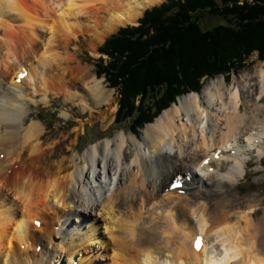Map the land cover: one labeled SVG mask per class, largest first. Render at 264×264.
<instances>
[{"label":"bare ground","instance_id":"1","mask_svg":"<svg viewBox=\"0 0 264 264\" xmlns=\"http://www.w3.org/2000/svg\"><path fill=\"white\" fill-rule=\"evenodd\" d=\"M100 1L0 0V264H92L85 246L102 248L103 234L105 264H264V207L257 214L264 199L236 191L250 164H264L259 64L228 85L216 78L183 96L139 136L120 131L88 146L69 167H48L43 128L26 117L28 103L54 95L89 110L107 106L113 94L88 69H68L60 38L73 37L80 25L100 43L164 2ZM94 10L103 11L100 19ZM85 14L93 24L82 23ZM180 174L190 177L186 197L168 190ZM153 205L165 214L144 228ZM86 218L102 221V236L94 225L91 234H77ZM35 231L47 238L38 253L15 248L17 242L29 249ZM197 234L204 243L198 251Z\"/></svg>","mask_w":264,"mask_h":264},{"label":"trees","instance_id":"2","mask_svg":"<svg viewBox=\"0 0 264 264\" xmlns=\"http://www.w3.org/2000/svg\"><path fill=\"white\" fill-rule=\"evenodd\" d=\"M204 14L225 23L204 28ZM98 52L106 60L96 61L95 75L120 96L114 122L138 132L203 82L228 80L252 54L264 62V0H167Z\"/></svg>","mask_w":264,"mask_h":264},{"label":"rangeland","instance_id":"3","mask_svg":"<svg viewBox=\"0 0 264 264\" xmlns=\"http://www.w3.org/2000/svg\"><path fill=\"white\" fill-rule=\"evenodd\" d=\"M30 1L31 2L34 1L35 3L40 4L41 0H30ZM166 1L167 0H164V2ZM102 3L103 1L101 0L99 4L102 5ZM153 7L147 10H150ZM91 13L94 16L93 17L94 20L100 19L103 15L102 10H97V11L94 10ZM87 14H85V16L82 17L83 18L82 23L93 24L92 23L93 19H89ZM138 20L136 22V25L138 24ZM220 23H225L221 17H211L205 14L203 16H200V24L204 28H209L213 25L220 24ZM136 25H129V26H136ZM99 27H101V23H99L96 28H99ZM79 28H80V25L78 26L77 29L73 30V37L69 36L66 38L63 36L60 38V40L58 41L60 43L58 50L59 52H61L62 50L66 49V56H67V61H68L67 64L69 67L68 69H70L71 71H74L72 69L76 65L79 64L81 68L88 69L95 76V73H94L95 65L94 64L96 63V61L100 57H103V59L106 60L105 56H101V54H99L98 49L102 46L104 41L108 39V37L118 32V30L121 28H118L113 34H110V35H109L110 32H106L100 43H97L95 41L94 34H92V32L88 28L83 27L81 32H79ZM40 34L41 32L38 31L37 37L39 36L40 38L41 37ZM258 64H259V67L260 65L264 67V62H262L258 58L256 53H254L248 59L245 68L236 72L234 75L229 77L228 80L226 79L224 80L223 76H217L213 79L203 82L204 83L203 86L207 85L211 80H215L216 78H223L224 83L228 85L231 82H233V78L235 76H238L239 74L243 73V71L251 72ZM99 79L103 80L102 77ZM67 83L69 84V86L72 85L68 81ZM103 85L105 86L107 90H111L112 91L111 93L113 94H112V100L110 104H108L107 106L104 105L100 108H94V109L90 108L89 110L88 109L82 110L81 106H79L76 101L74 102V104L73 102L69 103V101H65L62 96H54V95H49V99L47 100L48 101L47 103L40 102L41 98L39 97L35 99V102L28 103V110L26 112V117L28 118L30 117L31 120L32 119L37 120L43 128L44 136L41 138V141L43 143L42 154L47 155V157H49V160L47 161L49 168H54L58 164H62L65 168L69 167L70 161L74 159L78 161L81 153L88 146H90L91 144L99 140L110 138L113 135L118 134V132L120 131H123L126 136L130 134L139 136L142 133L141 131L144 128L139 130L138 132H133L130 129L129 123L127 121H123V122H120L119 124L118 123L115 124L114 122L115 115L118 109L120 96L113 89L107 88L104 82H103ZM25 90H27V88H25ZM200 92H201V89L199 93ZM187 95L188 94H185L183 96H187ZM183 96H181L180 98H182ZM180 98H178L177 101ZM131 148L132 147L130 145L127 146V148L125 149L126 155L129 152L133 151V149ZM2 157H3V154H0V159H2ZM47 163L46 164L41 163V164L43 167H45ZM263 169H264V164L261 165L258 163L257 164L252 163L246 168L245 178L243 180H239L240 186L236 189L238 196L246 197L247 195L257 194L259 195L260 198L264 199V178L262 176L264 174ZM257 171H259L260 173H258ZM236 191H233V192H236ZM180 195L186 197V195H183V194H180ZM75 200L76 199H74V201ZM159 206L160 205H153L152 209L149 212L152 216H150L149 218L146 217L147 216L146 214L143 215L144 221L146 222L145 225H143L144 228H147V226H151V224H154V223L156 225L157 224L156 222L151 223L150 220L153 217H158L160 214H161L160 216L165 214L164 209H162ZM263 207L264 205L259 207L257 211L258 215L261 213V209ZM55 210L57 211V208H55ZM51 217H53L52 214H50L49 218ZM101 223L102 221L100 219L96 221H93V219L91 218H86L84 220H81V223L78 224V227H77L78 229L77 234H80V235L91 234L93 231H92V228H89V227L91 225H94L96 226L95 227L97 231L96 233H98V235L100 236L102 234V228H101L102 224ZM158 225L160 226L159 223ZM51 228L55 232L57 231L53 227ZM69 231L67 233L68 235H69ZM35 232H36V240H35L36 243L32 242L31 245L28 244L29 249H27L25 246L22 247V245H19L17 242L14 243L15 248L21 251H27L28 254L38 253L36 252V248H37L36 245L39 242H44L47 238H45L44 235L41 234L40 232L38 231H35ZM70 233L71 235L67 236L66 238L72 237L73 233L71 231ZM102 237L104 238L103 239L104 246L102 248L99 247V245L94 244V243L85 246L91 253L90 259L92 261V264H105L106 262L110 263L107 260V251L105 250V247H106L105 245H108L107 243L109 242L105 234H103Z\"/></svg>","mask_w":264,"mask_h":264},{"label":"snow or ice","instance_id":"4","mask_svg":"<svg viewBox=\"0 0 264 264\" xmlns=\"http://www.w3.org/2000/svg\"><path fill=\"white\" fill-rule=\"evenodd\" d=\"M182 176H183V174H180V175H175L172 178V181H171V187L172 188H177V187H179L181 185ZM37 226H39V222L38 221H37ZM199 243H200V241L197 240V246H199Z\"/></svg>","mask_w":264,"mask_h":264},{"label":"water","instance_id":"5","mask_svg":"<svg viewBox=\"0 0 264 264\" xmlns=\"http://www.w3.org/2000/svg\"><path fill=\"white\" fill-rule=\"evenodd\" d=\"M146 126V125H145Z\"/></svg>","mask_w":264,"mask_h":264}]
</instances>
